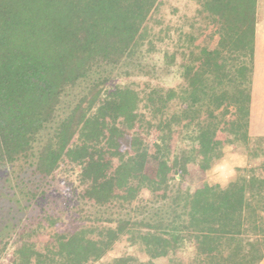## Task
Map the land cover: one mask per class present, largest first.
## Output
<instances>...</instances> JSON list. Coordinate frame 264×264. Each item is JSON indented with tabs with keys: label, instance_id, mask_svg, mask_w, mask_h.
Returning <instances> with one entry per match:
<instances>
[{
	"label": "rangeland",
	"instance_id": "rangeland-1",
	"mask_svg": "<svg viewBox=\"0 0 264 264\" xmlns=\"http://www.w3.org/2000/svg\"><path fill=\"white\" fill-rule=\"evenodd\" d=\"M202 7L203 0H161L147 24L149 41H156L145 63L153 78L134 70L116 76L82 125L71 154L40 191L28 195V181L24 185L13 169L0 166V240L10 237L0 264H72L65 258L68 239L103 241L102 255L89 256L85 264H112L124 256L146 262L151 258L142 235L152 227L177 233L179 243L155 264H194L197 248L182 238L191 231L186 209L191 199L245 185L253 174L264 177V141L248 135L245 98L230 92L218 108L209 99L208 78H193L180 90L175 67L165 69L168 74L153 69L167 47L178 63L182 45L187 53L194 46L224 50L221 23ZM260 69L257 64V83ZM224 162L234 166V175L224 185L213 183L210 172Z\"/></svg>",
	"mask_w": 264,
	"mask_h": 264
},
{
	"label": "trees",
	"instance_id": "trees-1",
	"mask_svg": "<svg viewBox=\"0 0 264 264\" xmlns=\"http://www.w3.org/2000/svg\"><path fill=\"white\" fill-rule=\"evenodd\" d=\"M160 2L0 0V166L13 169L23 184L28 181V195L40 191L69 157L82 125L116 76L134 70L153 78L145 63L156 41H149L147 24ZM261 2L203 0L204 12L221 23L224 50L194 46L187 53L182 45L178 63L167 47L153 69L168 74L165 69L175 67L182 76L180 90L193 78H208L209 99L217 107L230 92L245 98L248 125ZM254 138L264 141V136ZM186 209L191 231L182 238L192 239L197 248L194 264H259L264 259V177L253 174L245 185L236 183L212 198L195 196ZM177 235L152 227L142 235L151 260L124 256L112 264H155V258L176 250ZM9 239L0 240V257ZM64 246L72 264H85L105 251L103 241L96 240L68 239Z\"/></svg>",
	"mask_w": 264,
	"mask_h": 264
},
{
	"label": "crops",
	"instance_id": "crops-1",
	"mask_svg": "<svg viewBox=\"0 0 264 264\" xmlns=\"http://www.w3.org/2000/svg\"><path fill=\"white\" fill-rule=\"evenodd\" d=\"M261 28V29H260ZM257 39H256V53L258 58L264 56V36L262 30L264 29V17L257 20ZM261 68L262 75L259 83L254 80L252 90V99L249 107V136L252 138L257 136H264V60L257 63ZM218 134V132L216 133ZM222 135V133H220Z\"/></svg>",
	"mask_w": 264,
	"mask_h": 264
},
{
	"label": "clouds",
	"instance_id": "clouds-1",
	"mask_svg": "<svg viewBox=\"0 0 264 264\" xmlns=\"http://www.w3.org/2000/svg\"><path fill=\"white\" fill-rule=\"evenodd\" d=\"M227 151H230V150L226 149V152ZM233 167H234L233 165L227 162H224L221 165L217 166L209 174L211 181L213 183H219L221 185L226 184L231 179V177L234 175Z\"/></svg>",
	"mask_w": 264,
	"mask_h": 264
}]
</instances>
